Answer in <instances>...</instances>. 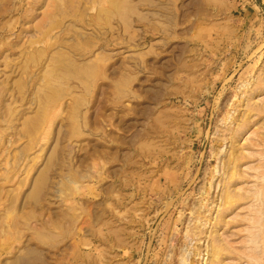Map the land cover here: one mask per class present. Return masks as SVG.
Listing matches in <instances>:
<instances>
[{"label": "rangeland", "instance_id": "374dc122", "mask_svg": "<svg viewBox=\"0 0 264 264\" xmlns=\"http://www.w3.org/2000/svg\"><path fill=\"white\" fill-rule=\"evenodd\" d=\"M0 264H264V0H0Z\"/></svg>", "mask_w": 264, "mask_h": 264}, {"label": "bare ground", "instance_id": "6f19581e", "mask_svg": "<svg viewBox=\"0 0 264 264\" xmlns=\"http://www.w3.org/2000/svg\"><path fill=\"white\" fill-rule=\"evenodd\" d=\"M236 156V155H235ZM234 158V157H233ZM234 160H237L236 158H234ZM215 258H217V255H218V250L215 251Z\"/></svg>", "mask_w": 264, "mask_h": 264}]
</instances>
